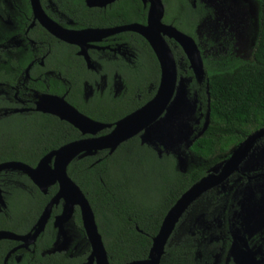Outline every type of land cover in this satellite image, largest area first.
Wrapping results in <instances>:
<instances>
[{"label":"trees","instance_id":"trees-1","mask_svg":"<svg viewBox=\"0 0 264 264\" xmlns=\"http://www.w3.org/2000/svg\"><path fill=\"white\" fill-rule=\"evenodd\" d=\"M52 1L71 7L74 14L79 13L78 25L82 28L141 24L146 10L140 0H114L104 7H87L83 0ZM177 1L183 8L189 6L186 0ZM253 1L256 31L249 59L235 58L210 63L202 57L204 79L201 82L194 79L178 44L168 41L174 59L180 60L177 76H187V91L189 95L195 92L202 115L200 118L208 110L205 129L189 145L188 152L192 160L188 161L184 171L176 168L174 156L169 153L157 155L152 147L140 143L137 135L121 142L110 154L107 150H100L93 155L75 157L67 164L66 175L78 186L93 212L108 264H124L145 258L163 215L178 196L203 176L210 166L226 158L230 149L246 135L264 127V0ZM66 12L70 14L68 9ZM72 19L75 20V16ZM173 24L192 37L183 23H175L174 20ZM122 39L140 54L133 66L116 60L113 71L123 82L118 94L113 97L103 93L98 98H88L86 101L79 97L73 98L70 94L64 96V100L77 111L99 122L112 124L140 107L153 96L159 81L158 64L145 39L135 32H129V37ZM51 43L54 44V41L51 40ZM66 54L68 58H58L59 63L73 60V64L83 73L87 71L80 57H69L68 52ZM21 61L25 63L26 57ZM103 71L110 72V68L105 67ZM86 76L82 75L89 80ZM71 84L70 91L73 92L76 84L74 81ZM48 91L52 94L57 92L55 89ZM107 131L109 128H104L98 134ZM83 136L86 135L49 113L31 111L1 118L0 162L14 160L33 166L48 151ZM21 175L19 179L28 183V179ZM55 191L56 184L48 186L45 194L30 184V190L15 188L14 200L9 203L10 206L13 203V211L25 213L28 203L34 202L30 203V208L37 219ZM59 210L60 204L52 206L50 214H57ZM70 223L73 224L74 240L79 241L84 255L89 245L76 206ZM47 228L53 233L50 224H47ZM173 235L170 234L164 246L159 264L182 262L184 259L181 254L187 251L184 247L200 243L198 236L194 240L186 233L175 243ZM46 239L45 246H51L52 235ZM41 259L36 252L34 260ZM71 260L75 259L67 258L68 262Z\"/></svg>","mask_w":264,"mask_h":264},{"label":"flooded vegetation","instance_id":"flooded-vegetation-1","mask_svg":"<svg viewBox=\"0 0 264 264\" xmlns=\"http://www.w3.org/2000/svg\"><path fill=\"white\" fill-rule=\"evenodd\" d=\"M186 1L189 6L183 8L177 0H160L163 9L161 22L170 24L179 31L182 30L174 26L173 21L183 23L184 28L188 27L190 30L192 39L198 47V40H201V30L197 31L196 26L201 17L205 16L202 14V9L205 6L201 4V0ZM39 3L45 16L58 27L70 31L84 29L78 25L79 13L74 14L71 7L57 5L52 0H39ZM142 5L147 10L148 2L145 1ZM67 9L70 14H67ZM146 10L144 21L141 24H145ZM74 16L75 20L72 19ZM249 21V40L252 47L254 17L250 16ZM108 22H111V19H108ZM122 24L98 25L89 28H110ZM129 32L132 31H117L99 39H89L93 41L86 42L85 54L90 64L88 67L82 54L79 53L80 48L76 44L63 41L65 39L54 36L38 23L33 16L28 0H0V119L35 111L36 99L41 94L51 93L48 91L50 89L57 90L51 95L60 96L63 99L68 94L72 95L73 98H82L83 101L88 98H98L103 93L111 94L114 97L123 88L120 76L113 71L116 60L123 61L125 65L133 66L140 54V51L131 48L122 39L128 38ZM164 39L168 46V41H173L167 37ZM51 40L54 41V44L51 43ZM199 51L202 60L201 50L199 49ZM66 52L69 53V57L72 55L80 57L87 73H83L76 64L74 65L73 60L68 63H59L58 58H68ZM25 57L26 62L21 61L20 63L19 61ZM175 62L176 69H180V60H175ZM105 67L110 68V72H104ZM82 75H87L89 80L83 78ZM179 75L188 78L185 75ZM71 81L76 84L73 92L70 91ZM201 122L199 119L198 126L201 125ZM161 153L164 152L159 154L156 152L157 155ZM191 160L192 157L190 156L189 161ZM263 173L264 170L258 168H252L249 172H241L238 168L228 174L227 178L232 183L223 194L227 200L230 199L228 207L222 210L223 213L219 214L211 226H203L200 229L186 232L194 240L195 236H198L200 243L185 246L187 251H183L181 254L184 260L178 264H264L262 260V255H264V226L257 231H254L253 227H246L241 220L238 203L242 200L246 191L244 189L248 185L250 187L247 190L250 189L252 193L254 191V200H258L259 196L264 193V187L258 186V181L264 179ZM21 174L23 173L17 170H0V196L3 201V205L0 204V231L24 234L31 229L36 221V217L32 213L34 210L30 208V203L34 202L28 203L25 213L13 211L11 209L13 203L11 206L9 203L14 200L15 188L30 190V184H33L25 174L23 175L28 179V183L20 180ZM211 188L201 192L189 205L196 200H202L201 198L208 191L218 193ZM58 204L61 207L60 200L53 206L57 207ZM50 213L44 227L32 243L23 246L20 241L0 238V264H88L89 250L83 255L81 246L75 240H69L65 246L57 251L50 252V246H45L46 238L52 235L50 244L55 238L52 220L56 214L51 215ZM260 221L263 223L262 219ZM177 222L171 234H173ZM47 224H50L51 228L54 229L53 233L49 231ZM254 232H260L263 236L261 237L260 233L254 234ZM202 239L207 240L208 245H202ZM234 242L235 246L231 247ZM258 242L262 243L260 250H257ZM36 252L42 257L39 261L34 260ZM178 257L179 254H177V259ZM67 258L75 260L68 262ZM89 264H94V260Z\"/></svg>","mask_w":264,"mask_h":264},{"label":"water","instance_id":"water-1","mask_svg":"<svg viewBox=\"0 0 264 264\" xmlns=\"http://www.w3.org/2000/svg\"><path fill=\"white\" fill-rule=\"evenodd\" d=\"M28 1L33 16L37 19L38 23L54 36L65 39L63 41L76 44L80 48L79 53L82 54L88 67H90V64L85 54L86 42L93 41L89 39H99L102 36L124 30L132 31L142 36L152 50L158 64L159 81L153 96L140 107L118 118L112 124L99 122L87 117L69 105L60 96L51 94L39 95L35 101V111L52 114L66 121L77 129L80 134L86 136L71 140L48 151L42 155L33 166L14 160L0 162V170L20 171L25 174L42 193H45L48 186L56 184L55 193L44 205L29 231L24 234H13L7 231H0V238L20 241L23 246L32 243L42 230L49 216L51 207L60 200V211L52 220V226L55 228V238L52 241L49 251H57L68 243V235L63 224L71 218L73 209L76 206L79 212L81 227L89 245V254L87 256L88 264L92 262V260H94V264H108L105 249L100 234L97 231L90 205L78 186L66 175L65 168L75 157L79 158L86 155H93L100 150H107V153L110 154L121 142L134 135H137L138 138L140 137V143L149 142L147 139L141 137L143 136L142 131L149 128L162 117L163 121H158L154 128H152L150 132L148 131V133L155 137V140L164 148V153H167V150H170L174 146L175 140H180L177 132L179 127L183 126L184 116L179 106H172L167 113L170 103L177 94L175 90L180 79L185 81L184 96H192V110L195 109L196 112V124L201 117V113L197 106L195 92L189 95L187 91L186 82H188V78L180 75L177 76L176 62L164 38H171L178 44L188 62V68H190L197 82H201L204 79L201 54L192 37L179 31L170 24L161 22L163 9L160 0H141L142 3L145 1L148 2L145 24L126 23L110 28L87 27L76 31L62 29L47 18L40 7L39 0ZM83 1L87 7H104L114 0ZM88 34L89 36H86ZM207 116L208 110L204 113L202 128L197 131L190 140L184 142V148L187 150L191 142L205 129ZM104 128H109V131L98 134V132ZM189 131L192 130L190 129ZM263 134L264 127H261L246 135L230 149L227 158L210 166L203 176L185 189L163 215L156 233L151 238L146 257L140 260H132L124 264H159L164 246L174 225L189 203L204 190L222 184L228 174L239 168L240 162L248 154L254 142ZM71 150H76V152L68 155ZM174 159L176 168L179 171H184L186 168L184 159L179 156H176ZM260 161H264L263 154H258L257 162ZM254 165H256V162ZM248 188L249 186L244 189V191H246L242 198L249 196ZM0 204L3 205L1 196Z\"/></svg>","mask_w":264,"mask_h":264},{"label":"rangeland","instance_id":"rangeland-1","mask_svg":"<svg viewBox=\"0 0 264 264\" xmlns=\"http://www.w3.org/2000/svg\"><path fill=\"white\" fill-rule=\"evenodd\" d=\"M201 4L205 6V8L202 9V14L205 16L201 17L197 23L196 29L197 31H199V29L201 30V40H198V47L201 50L202 56L210 63L225 62L235 58L249 59L251 52L249 40L250 16L254 17V34L256 31V8L253 0H201ZM184 88L185 81L180 79L175 90L177 94L174 96V99L167 109L168 113L172 106L177 105L182 110L184 116L183 126H180L177 132L180 140H175L174 146L170 150H167V153L174 156V158L176 156L183 158L186 165L190 160V155L188 150L184 148V142L190 140L196 132L202 128L204 117L200 118L202 122L201 125L198 126V121L197 124L195 122V120H197L195 109L192 110V96L186 95L185 97ZM158 121H163V117L154 122L146 130H143V136L141 137L149 141L143 143L149 145L153 149L155 147V151L159 154L162 151L164 152V148L155 140L154 136L148 133V131L150 132L152 128H154ZM190 129L192 131H189ZM258 154L264 155V134L254 142L248 154L240 162L239 171L249 172L252 168H258L263 171L264 161L257 162ZM255 162L256 165H254ZM231 183V180L226 178L222 184L211 188V190L218 192L217 194L208 191L205 193L204 197L201 198L202 200H196L186 207L180 215L179 221L173 232L175 243H178L186 232L200 229L203 226H211L212 222L217 220L219 214L223 213L222 210L226 209L230 202V199L227 200L223 194L226 192L225 190L230 188ZM258 186L264 187V179L258 181ZM248 195V197H244L238 202L241 220H243L246 227H253L254 231L261 230L264 226V193L259 196L258 200H254V191L252 193L250 189ZM261 219L263 223L260 221ZM70 221L71 218L63 224L68 235V241L74 240L73 224L70 223ZM258 233L260 232H254V234L257 235ZM260 234L262 237V233ZM77 242L79 243V241ZM201 244L208 245V241L202 239ZM234 244L235 242L231 247H234ZM257 247V250H260L262 248V243L258 242ZM262 260L264 261V255H262Z\"/></svg>","mask_w":264,"mask_h":264},{"label":"bare ground","instance_id":"bare-ground-1","mask_svg":"<svg viewBox=\"0 0 264 264\" xmlns=\"http://www.w3.org/2000/svg\"><path fill=\"white\" fill-rule=\"evenodd\" d=\"M86 36H89V34L86 35ZM75 152H76V150H71V151H69L68 155H71V154H73V153H75Z\"/></svg>","mask_w":264,"mask_h":264}]
</instances>
